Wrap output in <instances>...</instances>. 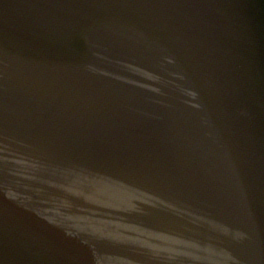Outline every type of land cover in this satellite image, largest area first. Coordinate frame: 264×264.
Masks as SVG:
<instances>
[{"label":"water","instance_id":"95a60500","mask_svg":"<svg viewBox=\"0 0 264 264\" xmlns=\"http://www.w3.org/2000/svg\"><path fill=\"white\" fill-rule=\"evenodd\" d=\"M0 264H264V0H0Z\"/></svg>","mask_w":264,"mask_h":264}]
</instances>
